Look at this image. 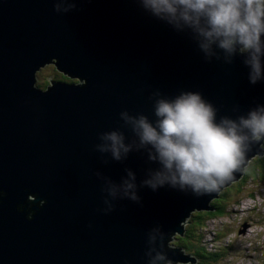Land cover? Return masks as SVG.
Listing matches in <instances>:
<instances>
[{"label":"water","instance_id":"1","mask_svg":"<svg viewBox=\"0 0 264 264\" xmlns=\"http://www.w3.org/2000/svg\"><path fill=\"white\" fill-rule=\"evenodd\" d=\"M56 2L0 0V264H148L156 226L171 264H197L171 241L184 236L195 212L215 211L213 201L264 157V140L216 192L139 187V203L118 199L105 213L98 172L119 183L131 169L140 185L159 165L146 152L120 162L100 154L99 134L121 129L131 140L120 112L154 121L149 97L157 89L167 98L200 92L219 110L217 120L235 119L264 104V82L250 84L240 58L206 61L189 33L138 0H69L76 6L67 13H57ZM50 64L78 83L51 78L40 89L38 74Z\"/></svg>","mask_w":264,"mask_h":264},{"label":"clouds","instance_id":"2","mask_svg":"<svg viewBox=\"0 0 264 264\" xmlns=\"http://www.w3.org/2000/svg\"><path fill=\"white\" fill-rule=\"evenodd\" d=\"M142 8L178 33H189L206 61L231 65L240 58L248 70L250 84L264 82V0H138ZM62 4L67 7L62 8ZM74 2L57 0V13L75 8ZM155 120L142 112H120L121 127L131 132L129 140L121 129L99 134L95 151L117 162L133 151L146 152L159 166L148 169L137 184V175L127 169L119 183L97 173L104 181L105 213L114 210L113 201L139 203V187L158 191L164 187L191 192L196 197L211 194L229 181L246 162V153L264 140V104L233 119L218 117V109L200 92L181 91L167 98L152 92ZM239 111V106L233 109ZM108 163V160L104 161ZM247 170V169H245ZM162 226L148 232V264H171L164 249ZM159 241V249H157Z\"/></svg>","mask_w":264,"mask_h":264},{"label":"rangeland","instance_id":"3","mask_svg":"<svg viewBox=\"0 0 264 264\" xmlns=\"http://www.w3.org/2000/svg\"><path fill=\"white\" fill-rule=\"evenodd\" d=\"M41 75H38L37 85L42 90L50 85L48 79L63 81L62 74L56 71L54 65H48L41 71ZM66 79L68 77H65L64 81ZM73 81L78 83V80ZM39 83L43 85L40 87ZM252 163L250 162L251 165ZM247 184L243 186L242 191L233 187L226 199H218L226 208L222 217L210 220L205 228L191 229L194 230L191 242H195L199 236H204L201 245L206 252L219 254L217 262L207 264H264V178L251 179ZM250 194H253V198L249 197ZM191 224L189 218L185 229ZM243 230L244 234L241 233ZM173 243L174 240L170 246L177 247Z\"/></svg>","mask_w":264,"mask_h":264},{"label":"trees","instance_id":"4","mask_svg":"<svg viewBox=\"0 0 264 264\" xmlns=\"http://www.w3.org/2000/svg\"><path fill=\"white\" fill-rule=\"evenodd\" d=\"M38 75L42 76L41 73ZM42 85L43 84L39 83L40 87ZM45 85L47 84H44V86ZM253 161L255 162H251L252 165H249L242 180L233 184L230 188L224 190L220 197L226 199L229 191H232L233 187H236L239 191H242L243 186L245 187V185H248L247 182H249L251 179L257 180L258 178H264V157H256ZM249 197L253 198V194H250ZM217 203H219V200H215L212 203L213 207L215 208L214 212H195L190 218L192 224L186 227L184 236L177 235L174 239L173 244L177 247L179 246L178 248L183 249L187 254L194 255L198 259L197 264L217 262L220 258L219 254H210L206 252V249L201 245L204 236H199L195 242H191L194 230L205 228L207 222L216 217H222L226 213L225 206L221 203L217 205ZM193 228L194 230L191 231Z\"/></svg>","mask_w":264,"mask_h":264},{"label":"flooded vegetation","instance_id":"5","mask_svg":"<svg viewBox=\"0 0 264 264\" xmlns=\"http://www.w3.org/2000/svg\"><path fill=\"white\" fill-rule=\"evenodd\" d=\"M65 77H66V76H64V75L62 74V78H61V80H63V81H61V82L75 83L73 80H70L69 78H68L69 80L66 79V80L64 81Z\"/></svg>","mask_w":264,"mask_h":264},{"label":"bare ground","instance_id":"6","mask_svg":"<svg viewBox=\"0 0 264 264\" xmlns=\"http://www.w3.org/2000/svg\"><path fill=\"white\" fill-rule=\"evenodd\" d=\"M50 65H54V64H50Z\"/></svg>","mask_w":264,"mask_h":264}]
</instances>
